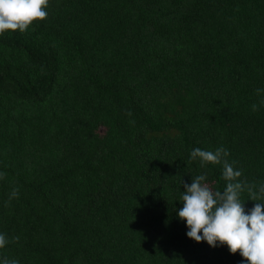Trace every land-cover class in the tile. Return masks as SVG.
<instances>
[{"label":"trees","instance_id":"16d2710c","mask_svg":"<svg viewBox=\"0 0 264 264\" xmlns=\"http://www.w3.org/2000/svg\"><path fill=\"white\" fill-rule=\"evenodd\" d=\"M45 10L0 34V261L242 264L188 238L177 212L182 180L226 187L222 165L201 168L194 148L229 152L246 212L247 188L264 186V0Z\"/></svg>","mask_w":264,"mask_h":264},{"label":"clouds","instance_id":"9594fccd","mask_svg":"<svg viewBox=\"0 0 264 264\" xmlns=\"http://www.w3.org/2000/svg\"><path fill=\"white\" fill-rule=\"evenodd\" d=\"M48 3L49 0H0V34L6 30L23 33L34 21H43L48 16L45 10ZM256 91L259 94L261 90ZM252 110L257 111V105L253 104ZM228 156L229 152L222 146L214 151L191 150L190 159L198 160L201 168L209 163L222 165L226 187L221 191L205 183L206 174L193 177L190 184L182 180L184 191L180 202L183 207L177 215L186 222L187 237L195 242L206 241L213 248L226 245L230 253H240L244 258L242 264H264V202H261L264 186L258 193L252 187L247 188L248 199L256 203L246 212L244 201L240 199L245 190V184L238 179L242 172L235 169L234 161L229 163ZM4 175L0 173V179ZM18 195V189L14 188L9 200ZM12 239L18 241L19 237ZM9 242L6 234L0 233V249ZM0 264H19V261L5 257Z\"/></svg>","mask_w":264,"mask_h":264}]
</instances>
